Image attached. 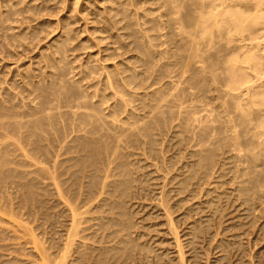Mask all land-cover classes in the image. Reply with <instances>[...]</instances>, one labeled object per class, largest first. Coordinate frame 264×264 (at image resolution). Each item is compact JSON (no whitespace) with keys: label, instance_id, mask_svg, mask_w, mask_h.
Returning a JSON list of instances; mask_svg holds the SVG:
<instances>
[{"label":"bare ground","instance_id":"bare-ground-1","mask_svg":"<svg viewBox=\"0 0 264 264\" xmlns=\"http://www.w3.org/2000/svg\"><path fill=\"white\" fill-rule=\"evenodd\" d=\"M24 1L0 0L1 54L5 58L21 53L26 57L25 51L35 52L38 44L46 41L42 33L47 42L43 43L45 48L41 45L34 56L30 55L29 60L35 62L28 64V58L22 59L26 66H20L25 67L21 71L14 68V60L9 69L16 71L11 76L8 68L0 70L6 75L0 73L4 76L0 77V182L9 179L11 183L16 176L24 178L21 185L28 187L29 196L34 195L31 202L39 192L33 190L35 185L38 189V183L41 194L54 190L56 201L64 204L58 212L61 216L67 213L69 223L65 225V219V224L62 222L64 217L58 219V213L50 216L45 212L46 217L55 216V222H62V233L55 235L60 236L57 243L46 236L43 240L47 235L44 229L48 228L43 222L44 229L38 221L43 235L39 228L36 234L32 232L35 226L31 230L30 225L38 220L37 215L36 220L33 214L31 222L28 217V225L22 221L32 233L34 241L27 243L32 242L37 253L39 250L40 262L25 258L27 250L22 257L30 264H147L145 260L151 263L152 258L169 264L170 259L175 261L173 249V254L168 246V250L160 251L159 239L154 246L156 236L148 240L149 225L145 226L149 234L144 239L148 232L140 231L143 223L136 219L142 210L140 202L151 199V204L156 202L152 206L158 207L155 216L164 219L157 220L167 225L173 236L176 264H210L212 252L205 250V239L212 242L213 251L222 254L216 258L223 264H250L251 256L246 262L239 257L234 258L235 263L226 261V253L229 255V249L236 246L233 235L237 233L230 230L232 240L228 237L226 241V224L223 242L221 229L211 232V227L216 222L213 216L219 213V218L224 217L222 213L226 215L231 206H235L234 211L239 207L242 219L249 221L252 216L259 220L264 211L260 210L258 217L253 215L260 208L256 205H262L256 204L257 200L263 199L264 205V0H93L98 5L88 2L94 6L91 11L88 0H83L86 6L82 8L88 7V11L82 13L80 0ZM64 11L62 16L58 14ZM44 13L50 18L56 13L55 19H47V15L41 19ZM82 19L80 35L83 37L84 31L88 36L84 33L85 38L76 44L79 29L75 23ZM14 23H20V27L28 24L15 31L18 24ZM55 30L58 32L53 35ZM94 47L96 50L91 51ZM79 49L91 52L85 51L81 58L82 52L75 54ZM2 191L11 202H6L9 209L14 210L10 193L3 187ZM213 191L217 194L212 195ZM205 195L212 196L203 201ZM2 197L1 193L0 204L5 206ZM49 200L53 206V198ZM132 200H142L139 207L132 202L138 211L133 209ZM43 201L39 200V209ZM4 208L0 214L6 217L9 210L4 215ZM224 208L228 212L220 213ZM10 214L9 219L1 215L0 223L7 220L8 227L12 225L13 240L19 235L25 243L31 234L28 238L19 234L17 231H24L26 226L22 230L13 226L22 222L19 224V217ZM240 218L235 224H230L234 219L230 218V228L243 226ZM11 219L13 224H9ZM54 219L50 221L53 227L58 225ZM1 227L2 232L3 224ZM250 227L245 233H250ZM7 229L5 235L10 227ZM25 232L28 234L27 229ZM35 235H39L35 238L38 242L46 240L39 249L35 247ZM240 236V240L246 239ZM49 238L54 239L51 233ZM216 238L220 242H215ZM2 241L1 247L9 239ZM14 242H10L13 247ZM165 242L160 247L164 248ZM15 245L21 249L25 244L16 240ZM7 253L0 256L8 257L9 263L18 255ZM21 261L25 263L23 258Z\"/></svg>","mask_w":264,"mask_h":264},{"label":"rangeland","instance_id":"rangeland-1","mask_svg":"<svg viewBox=\"0 0 264 264\" xmlns=\"http://www.w3.org/2000/svg\"><path fill=\"white\" fill-rule=\"evenodd\" d=\"M1 1H3V0H1ZM28 1H29V0L24 1L23 3H27ZM82 1H83V0H80V4H79V7L81 6V8H80L81 13L84 12V10L86 11V9H87L89 6H90V7H89V8H90V11H91L92 9H94V6H95V3H96V2L93 3V0H88V1L86 0L87 3L89 2V3H91V5H94V6H91L89 3H88V4L86 3V5H87L88 7H87V8H82V7H85V6H86V5H85V2H82ZM84 1H85V0H84ZM91 1H92V2H91ZM53 3H54V1H53ZM3 4H4V3H3ZM50 4H52V2H50ZM83 4H84L85 6H83ZM0 5L2 6L1 2H0ZM21 5H23V4L21 3ZM96 5H98V3H96ZM87 11H88V9H87ZM87 11H86V12H87ZM86 12L83 13V14H84V15H83L84 18H85ZM64 13H65V11H64V12H60V13H58V14H59L60 16H62ZM44 14H45V17H44V15H43V17H41V19H42V18H47V17H48L47 19H52V20H53V18L55 19L54 14H56V13H54V14L52 15L53 18H52V17L50 18V16L47 15L46 13H44ZM61 14H62V15H61ZM46 15H47V17H46ZM86 18H88V16H86ZM41 19H40V20H41ZM37 21H39V19H38ZM79 21H81V20H79ZM79 21H78V25H80V26H78L77 23H75V28H78V29H79V30H78V31H79L78 33H79V34L77 33V38H76V41H74V43H76V42L79 43L82 39H84V38H85V37H84L85 34H86V36H88V35H87L88 33H87V32L85 33V32L83 31V37H81L80 32L84 29L83 26H84V21H85V20L83 21V19H82L81 24H79V23H80ZM33 22H34V21H33ZM33 22H32L31 24H35V23H36V21H35V23H33ZM14 24H15V23H14ZM14 24H13V26H16V24H18V25H17V28L15 29V31H17V30L19 29V27H20V26H19L20 23H16L15 25H14ZM25 24H26V25H25ZM25 24H24L23 26H22V24H21L20 29H22V27H23V28L26 27L28 23H25ZM89 24L92 25L91 23H89ZM82 25H83V26H82ZM77 26H78V27H77ZM81 26H82V29H81ZM88 26H89V25H88ZM80 30H81V31H80ZM57 32H58V31L55 30V31H54V34H53V33H52V34L55 35ZM84 33H85V34H84ZM52 34H51V35H52ZM81 34H82V32H81ZM51 35H50V37H51ZM53 35H52V36H53ZM78 35H80V37H81V39H80V37H79V41H78ZM40 36H41L44 40H46V41H43V40H42V41H43V42H42L41 40H38V38H37L36 40H37L38 43L41 41V44L39 43V44H38L39 46H38V45H37V46H38L39 48H41V45H42V49H43V48H45L44 46H45V44H46V42H47V38H46V39L44 38V33H42ZM40 36H39V38H41ZM86 38H87V37H86ZM36 40L34 41V45H30L31 47L35 46V42H36ZM37 42H36V43H37ZM43 43H45V44H43ZM76 44H77V43H76ZM43 45H44V46H43ZM38 47H37V49H38ZM37 49L35 48V50H36L35 52H30V50H29V51H25V53L27 54V55L25 54L26 57L21 53L23 57H22L21 54H20V55H17L16 58L19 56L20 58L18 57V59H19L20 61H21L23 58H28V59H26V60L24 59V60L26 61V63L29 64L31 60H32V63H33V62H35L36 59H31V60H29V59H30V55H31V56H34V55L38 52ZM94 49L96 50V47H94L93 50H91V51H95ZM85 51L91 52V51H89L88 49L85 50ZM85 51L83 50V52H82V50L79 49L78 51H77V50L75 51V54H76V53L78 54V53H81V52H82V56H81V58H82L83 55H84L83 53H85ZM29 53H30V54H29ZM0 54H1V50H0ZM2 54H3V53H2ZM2 54H1V56L4 57V54H3V55H2ZM32 54H33V55H32ZM71 54H72V53H71ZM77 54H76V55H77ZM1 56H0V57H1ZM85 56H86V55H85ZM21 57H22V58H21ZM72 57H73V54L71 55L70 58H72ZM4 58H5V57H4ZM9 58H10L11 63L8 62V61H9ZM16 58H15V56H14V57H7V56H6V58H5V61H6V62H5V61L2 62L4 59H2V57H1L0 60H1V62L3 63V65H2V63L0 62V64H1V65H0V70L3 68V66H4V68H3V70H2L3 72H5L4 69H6V68L9 69V68L11 67V69H12L13 66H11V65H12V61H13V60H14L13 63H15V64H13V65H16V64H17V65H16L17 67L14 66V68H15L16 70H17L18 67L20 68V69H19L20 71L22 70V68H25L24 66H23V67H20V66H22V65H25V66H26V63L23 62V60H22V61L20 62V64H21V65H20V64H18V63H19V62H18L19 60L16 59ZM11 59H12V60H11ZM17 60H18V61H17ZM33 60H34V61H33ZM77 61H78V59H77ZM16 62H18V63H16ZM5 63H7V64H5ZM24 63H25V64H24ZM32 63H31V64H32ZM76 63H77V64H76ZM78 63H79V62H75V65H78ZM28 64H27V65H28ZM34 65H35V64H34ZM34 65H33V66H34ZM5 66H6V67H5ZM7 66H9V67H7ZM35 66H36V65H35ZM8 69H6V72H7V71H11V73L9 74L10 76H11L12 72L15 73V71H16L15 69H13V70H15V71H13V70H11V69L8 70ZM3 72L0 71V73H3ZM3 75H5V73H3ZM5 76H6V75H5ZM0 77H3V78H4V76H2V74L0 75ZM8 77H9V76H8ZM5 168H6V166H5ZM26 168H27V167H25V169H26ZM29 168H31V167H29ZM32 169H33V168H32ZM32 169H28V170H32ZM35 175H36V174H35ZM13 178H14V179H11V183H9L10 181L8 182L9 179L7 180V182L1 181V182H0V185H2V186H0V189L2 190V187H3L4 191H5L6 193H8V195H9V193H10V195H11L10 197L12 198V201H13L14 203H16V204L12 203V206H13V207L16 206V208L14 207L15 209H17L16 212H17L18 210H19V211L16 213V212H15V209L13 210L12 207H11L12 210L9 209V205H10L11 202H10V200H9L10 203L7 202L8 200H7L6 196L4 195V192H3V191L1 192V190H0V192L3 194V197H2V198H3V201H5V202H4V203H5V206H4V205L2 206V205L0 204V210H3V208L5 207V208H4V215H5V211L7 212V209H8V210H9V213L7 212L8 215H9L10 213H12V214H10V217L13 216L14 214L16 215L17 218H18V217H19V218L21 217L20 219L18 218V223H19V224H20V222L24 221V222H25L24 224H27V225H28V221H29L28 217L30 218V222H31V219H33V214H34V217H35V215H37L38 220H37V218L35 217L36 220H37V221H36L37 223L35 222V223L33 224V223L31 222V225H30V228L32 227V225H34V226L36 227V228L34 227V229H33V227L31 228V230H32V229L34 230V231H32V232H35V230L37 231V229L40 227L39 223L41 224V222H43V223H44L43 225H44V226L46 225L49 229H48V228H45V229H44V228H43V225L41 224V226H42V228L44 229V231L47 230V233H45V234H47V235H44V238H43V237H41V236L43 235V230H42V228H39L40 230H42V231H41L42 235H41V233H39L40 231L38 232V234H40V238H41V240H42V238H43V240H44V239H45V236H46V238H48V239H47L48 241H49V240H50V241H53V242H54V240L56 241L58 238H60V236H59L60 233H58V232H61V231H62V227H60V226H61V223L64 222V219H65V221H67L66 224H65V222H64L65 225H68L67 223H69V221H68L69 218H67L68 220L66 219V217H67L66 214H67V213H66V214L64 213L65 215H63V216L60 215V213H61V210H60V209H63V208H64V204H62V206H61L60 203H62V202H60L59 199H58L59 201H56V198H58V196H55L56 194L53 196V194H54V193H53L54 190L52 191V193L49 192L48 195H47V194H46V195L41 194L43 190H41V189L39 188V187H41V186H40L41 183H38L39 185H38V184H37V185H38V189H39V190L37 189L36 185L33 187V190L35 191V189H36V191H35L36 193H37L38 191H39L38 193H40V192H41V193H40L39 196H38V193H37V194H36L37 196L35 195L36 198H35L34 200H32V202L34 201V204H33V209H34V210H32V202H31V200H30V199H31L30 197H31V196L33 197L34 195L29 196L30 194H27V192H26V190L28 191V187L21 185V184H23L22 181H23L24 178H22V177L20 178V176H16V179H15V177H13ZM17 179L20 180V181L18 182ZM12 180L15 181V182H13ZM5 181H6V180H5ZM3 182H4V184H3ZM8 184H9V186H8ZM12 184H13V187H12ZM14 184H15V186H14ZM16 184H17V185H16ZM10 185H11V186H10ZM20 185H21V187L23 186L22 189H20V187H19ZM5 186L8 188V191H6V187H5ZM16 186H18L19 188L16 187ZM210 186H211V188L213 187V185H210ZM226 186H228V188H230L229 185H226ZM226 186H225V187H226ZM11 187H12V190H11ZM13 188H14V189H13ZM17 188L20 190V193H21V194H19V190H17ZM34 188H35V189H34ZM50 188H51V187H50ZM208 188H210V187H208ZM9 189H10L11 192H9ZM205 189H207L206 186H205ZM220 189L222 190V188H220ZM21 190H22V191H21ZM16 191H17V194L15 193ZM213 192H214V193H213ZM213 192H212L211 194H212V195H215V194H217L218 192H220V190L218 189V190H217V193H215V191H213ZM1 193H0V195H1ZM24 193H26V195H25ZM44 193H45V191H44ZM47 193H48V192H47ZM8 195H7V196H8ZM12 195L15 196V197L17 198V199H16V198L14 197V198H15V201H14V198L12 197ZM16 195H17V196H16ZM19 195H20V196H19ZM212 195H211V196H212ZM23 196H24V197H23ZM27 196H28V197H27ZM211 196L208 195L209 198H207L206 195H205V196L203 197L202 200H203V201H205V199L208 200V199L211 198ZM8 197H9V196H8ZM20 197H21V200H20ZM38 197H39V199H38ZM45 197L48 198V200L53 198V206H54V208H55V206H56L55 211H54V208H52L53 206H51V205H52V201L49 200V203H48V200H47ZM55 197H56V198H55ZM11 198H10V199H11ZM23 198L26 199V200L22 201ZM33 198H34V197H33ZM43 198L46 199V200L44 199L45 202L43 201ZM54 198H55V200H54ZM263 198H264V197H263ZM28 199H29V203L27 202ZM40 199H41V201H43L42 204L40 203V209H41V207H43L44 211H43L42 209H41V211H40V209H39V200H40ZM19 200H20V202H19ZM37 200H38V201H37ZM145 200H146V201H145ZM0 201H2V199H0ZM17 201H18V202H17ZM21 201H22L23 203H22ZM50 201H51V203H50ZM55 201H56V202H55ZM133 201H134V200L131 201V204H132ZM139 201H142V200H138V202H137V201H134L133 204L136 203V204H137V207H139V205L142 204V205H140V209L142 208V210H139L140 212L137 210L138 208L135 207L136 205H133V204H132V205L134 206L133 209L135 208V211L137 210V211H138L137 213H140V214H136V216H138V217H136V219H137L140 223H143L142 225H143L144 228H145V230L143 231V229L141 230V228H143V226L140 227V228H139L140 231H141V232H145V233H146V231L148 232V233H146V238H145V236H144V239H147V236H148V234H149V229L146 230L147 227H145V226H148V225H149V227H150V233H151V234L148 236V240H149L152 236H153V237H154V236L157 237L156 234H158V232L160 231L159 234H160L161 236L158 234L159 237H157V238L154 237L155 239H153V237H152V239H153V243L155 242V244H153V245L157 247V242H158L159 240H160V241H159L160 244H161L162 242L164 243L165 240H166L165 244H163V245H164V248L160 247V246H162V244L160 245V244L158 243L159 249H160V251H161V249H162V251H163V249H164V250H165V249L168 250L169 248H171V249H169V251H171L172 254H173V251L175 252L173 255H171L172 257H173V256L175 257V261H174V259H173V260L170 259L172 262H171L170 260H167V261H168V262L170 261L169 264H171V263H172V264H174V263L176 264V256H177V252L175 251L176 248H175V246H174V244H173V240H172L173 236L171 237V234L168 233V230H167L168 227H167V225L162 224L163 222H161V220L164 221L163 217L161 218V215H160L159 217H158V216H157V217L155 216V213H156V211H157L156 209H158V207L155 208V206H152V204L155 205L156 202L151 204V202H154V200L152 201L151 199H149V200H148V199H143V202H142V203L140 202V204H139ZM262 201H263V199H262ZM262 201L260 202L259 200H257L256 204L259 202V203L262 204V205H260V206H259V204L256 205V208H259V207H260V208H259V211L257 210L256 213L253 214L254 216H257V215L259 216L260 210H262V211L264 210V209H263V208H264V207H263L264 205H263V202H262ZM6 202L9 203V205H8ZM0 203H1V202H0ZM26 203H27V205H29V207L26 205ZM36 203H37V205H36ZM148 203H149V204H148ZM193 203H194V202H193ZM19 204H20V207L18 208V205H19ZM43 204H45V206H44ZM22 205H23V206H22ZM34 205H35V206H34ZM147 205H148V206H147ZM234 205H236V204H234ZM48 206H49L50 208H49ZM257 206H258V207H257ZM261 206H262V208H261ZM25 207H27V209H26ZM37 207H38V208H37ZM46 207H48V210H49V211L47 210ZM57 207H58V209H57ZM59 207H60V209H59ZM62 207H63V208H62ZM143 207H144V208H143ZM151 207H153V208H151ZM224 207L227 208V205H224ZM232 207H233V206L230 207V208H231L230 210H228V208H227V210H228L229 212H228L227 210H225V208H224V211L221 209V212H220V213H222V212H228V213H230V214L226 213V215H225L224 213H222L224 217H222V216H221V217L224 218V219H222L221 217L219 218V216H220L219 213H218L217 216H213V219H214V217H215L214 220L216 221V222H215V221H214V222L217 223V225H216L215 223L212 222L213 225H212V227H211V232H215L216 229H219L218 231L220 232V229H221V233H222V234L219 233V234L221 235V236H220V235H219V236L221 237V238H220V241H223V240H224L223 242H226V241H228V240H232V239H230V237H229V236H231V232H233V233H237V234H238V231H239V235L235 234V235H236V236H235V235L232 234V235L234 236L233 239L235 240V244H234V246L236 245L235 248L238 249V250H237V252H236L235 248H231V250L229 249V252H228V251H227V252L230 253V254L227 255V253H226V259H225V260L227 261V259H228V262H231V263H232V262H234L236 259H238V257H239V259L241 258L244 262L249 261V260L252 259V260L250 261V264H252L254 261H255L254 264H264V250H263V249H264V232H262V231H264V218H263V217H264V211H263V214L260 213V216H261V217H260V216H259V217L257 216V217L259 218V220H257V218H256V220H254V217L252 216V218H251V217H250L251 215H250V216H249V217H250V221H249L248 218H243V219H242V217H244L243 215L241 216V214L243 213V211H242L241 209H239L238 206H237L238 208H237V207H236V208H237V211H238V209H239V212L241 211L240 213H237L236 210H235L236 212L234 211L235 206L233 207V209H232ZM21 208L24 209V212H23V210H22ZM30 208H31V209H30ZM36 209H37V211H36ZM50 209H51V210H50ZM20 210H22V213H23V214H22V213L20 214ZM30 210H32V211H30ZM59 210H60V213L58 212ZM144 210H145V211H144ZM231 210L233 211V213H231V212H232ZM10 211H13V212H10ZM35 211H36V212H35ZM51 211H52L53 213H52ZM254 211H255V210H254ZM262 211H261V212H262ZM2 212H3V211H2ZM26 212H27V214H28L27 217H26V215H27ZM31 212H32V213H31ZM45 212H47L48 215L50 214V216H52V215H56V214L58 213L59 215H58V214L56 215V217L58 216V219H59V216H61L60 219H62V217H64V218H63V221H62L61 223H60V222H58V223L55 222L57 218H56L55 216L52 217V219L55 218V219L53 220L54 223H55V225L58 224L57 226H55V227H57L56 230L54 229L55 227H53V223L51 224L52 219L50 218V216L46 217V216H45ZM148 212H149V213H148ZM152 212H153L152 217H151V216H150V217L147 216V215L152 214ZM207 212H208V213H207ZM207 212H206V214L209 215L210 212H209V211H207ZM257 212H258V214H257ZM55 213H56V214H55ZM234 213H235V214H234ZM38 214H39V215H38ZM236 214H238V215H236ZM1 215H2V216H1ZM8 215L6 216V217H7V218H6V217H3V214H0V216H1L2 218H4V219H9ZM20 215H21V216H20ZM145 215H146V216H145ZM156 215H157V214H156ZM239 215H240V216H239ZM22 216H23V219H24V218H25V219L27 218L28 220H27V219H26L27 221L23 220V219H22ZM226 216H227V217H226ZM262 216H263V217H262ZM42 217H43V218H42ZM144 217H145V218L147 217L148 220H147V218H146V221H145V219H143ZM154 217H156V218H154ZM239 217H241V218H240V221L243 220V221L245 222V223H243V224L246 225V226H244V225L242 224L243 226H240V227H242V228H240V227L237 228L238 231H237V229H232V228H230V225H229L228 221L231 222V219L234 218L233 220H234L235 222H233V220H232L233 223L231 222L230 224L239 223V221H238V218H239ZM13 218H14V217H13ZM35 218H34V221H35ZM40 218H41V219H40ZM149 218H151V219H149ZM157 218H161V220H160V219L157 220ZM225 218H226V219H225ZM230 218H231V219H230ZM235 218H237V220H236ZM261 218H263V219H261ZM0 219H1V218H0ZM4 219H2V222L0 223V227H1L2 224H3V230H2V232H1V230H0V237L3 236V238H0V240H3L2 242H4V240L9 239V242L6 241V243L4 244V245L7 246V247H5L4 245H3V247H1V246H2V245H1V246H0V249H1V251H2L3 249L5 250V252H4V250L2 251V253L4 252L5 255H6V252H8V253H7L8 255H9V252H11V253H12V252H13V253L15 252V254H18L19 256L16 255V256H18V257L14 256V258H13V256H12L13 259H12V261H10V263H9V261H8V257H7L8 255L6 256L7 259H4V258H3V257L5 256L4 253H3V255L0 253V254L3 256V257L0 256L1 258H3V259L0 258V260H2L3 262H5V263H7V264H13V263H14V264H16V263H18V264H28V263H29V261H28L29 259H30V260L33 259V260H32L33 263H38L37 261L40 262V260H38V259H40V258H39V256L37 255V254L39 253V250H38V253L35 251V249L33 250L34 247H33L32 242H30V245L28 244V243H29L28 240L31 241V240L33 239V237H32V233L29 231V227H27V225H23V222L21 223V225H19V226L17 225V226H16L15 224H13V223H14V220L11 219L13 222H12V221H9V222H12V223H9V224H13V226L18 227L20 230H22V229L26 226V227L24 228V231L22 230L24 233H23L22 231H17V232H19V234H20V232H21L22 235H23L25 238H28V237H29L28 235L31 234L30 237L26 240V242H25V240H23V242H25V243H22V238H23V237H22V238L20 237L19 239H20L21 241H19V239H18V236H19V235H16V234H17V232H16L15 235L17 236V239H16V237H15V239H14L15 242H14V247H13L12 243H10L11 241H12V242L14 241L13 238H12V237L14 236V235L12 236V234H14V233L12 232L13 229L11 230L12 225H11V226L9 225L10 230H11V233H9V232H10V230H9V231H8V234H10V236H9V238H8V234L5 235V233H3V231H5L4 229H5L6 226H7V228L9 229V227H8V222H7V220H6V222H7V224H6V222H5ZM46 219H47V220H46ZM50 219H51V220H50ZM58 219H57V220H58ZM155 219H156V220H155ZM216 219H219V220H216ZM227 219H228V220H227ZM229 219H230V220H229ZM246 219H247V220H246ZM251 219L253 220V221H252L253 226H252V224L250 223V222H251ZM42 220H43V221H42ZM221 220H224V221L222 222V225H221V222H220ZM3 221L5 222V224H4ZM15 221H16V219H15ZM38 221H39V223H38ZM47 221H48V222H47ZM50 221H51V222H50ZM60 221H61V220H60ZM156 221H157V222H156ZM158 221H159V222H158ZM225 221H226V223L224 224ZM255 221H256V222H255ZM257 221H258V223H257ZM30 222H29V224H30ZM147 222H148V224H147ZM253 222H254V223H253ZM47 223H48L49 225H48ZM150 223H151V224H150ZM155 223H157L158 225L155 226V225H156ZM159 223H160V224H159ZM248 223H249L250 225H249ZM261 223H262V224H261ZM16 224H17V223H16ZM64 224H62V225H64ZM218 224L221 226V228H219L220 226H219ZM226 224H227V225H226ZM247 224H248V227H247ZM254 224H257V226H256V225L254 226ZM4 225H5V227H4ZM37 225H39V226L37 227ZM50 225H51V228H50ZM65 225H64L63 229L66 228ZM150 225L152 226V228H151ZM225 225H226V226H225ZM228 225H229V228H230V229L227 228ZM260 225H261V226H260ZM262 225H263V226H262ZM21 226H23V227H21ZM218 226H219V227H218ZM224 226H225V227H224ZM250 226H251V227H250ZM259 226H260V228H262L263 230L260 229ZM52 227H53V228H52ZM59 227H60V231H58V230H59ZM182 227H183V226H182ZM213 227H214V228H213ZM223 227L225 228L224 231H225L226 229H228V232L225 231V234H226V232L228 233L227 236L224 235L225 238H226V241H225V238H224V236H223V231H222V230H223ZM249 227H250V230H249L250 233H248V232L245 233V228H246V231H247V229H248ZM255 227H257V228H255ZM1 228H2V227H1ZM1 228H0V229H1ZM18 228H16V230H18ZM154 228H155V229H154ZM8 229H7V230H8ZM25 229H27L28 234L25 232ZM52 229H53V231H54V234H52ZM57 229H58V230H57ZM162 229H163V230H162ZM164 229H165V230H164ZM243 229H244V230H243ZM254 229H256V230L253 231ZM259 229H260V230H259ZM7 230H6V231H7ZM50 230H51V231H50ZM153 230H155V231H153ZM230 230H235V231H231V232H230ZM241 230H242V231H241ZM251 230H252V231H251ZM14 231H15V229H14ZM49 231H50L51 235H53V238H54L53 240H52V238H51V239L49 238V234H50ZM156 231H157V232H156ZM162 231H164V232H162ZM55 232H56V234H55ZM155 232H156V233H155ZM161 232H162V233H161ZM242 232H243L244 234H243ZM255 232H256L257 234H256ZM29 233H30V234H29ZM61 233H62V232H61ZM163 233H165V234H163ZM241 233H242V235L240 236ZM33 234H34V233H33ZM35 234H36V232H35ZM57 234H59L58 237L55 236V235H57ZM168 234H169L170 236H168ZM229 234H230V235H229ZM245 234H246V235H245ZM258 234L261 235V236L259 237ZM254 235H255V236H254ZM4 236H5V237H4ZM6 236H7V237H6ZM11 236H12V237H11ZM38 236H39V235H35L34 239H35V238H38ZM217 236H218V235H217ZM219 236H218V239H219ZM238 236H240V238H241V237L246 238V239H242V240L245 242V244L242 242V240H240V239L238 238ZM56 237H57V239H56ZM167 237H168V238H167ZM228 237H229V239H228ZM231 237H232V236H231ZM235 237H236V238H235ZM249 237H250V238H249ZM162 238H164V241H163ZM247 238H248L249 240H248ZM38 239H39V238H38ZM152 239H151V242H152ZM158 239H159V240H158ZM218 239L216 238L215 242H216V241H219ZM227 239H228V240H227ZM237 239H239V240L241 241V242H240V241L238 240L240 243L244 244L245 251H244V248H243V245H242V244H241V246L239 247L240 243H239V245L237 244L238 242L236 243ZM256 239H258V240H256ZM16 240H17V244H18V242H19L20 245H21V244H22V245L25 244V245H23V246L21 247V249H20V246L18 245L19 248L15 249V247L17 246V245H15V244H16ZM41 240H40V242H38V240L35 239V241H37V243H38V244H37V243L35 242V243H36L35 247H37L38 249L41 247V246H39V244H40V243H43V244H44V242L46 241V240H45L44 242H42ZM142 240H143V238H142ZM154 240H155V241H154ZM247 240H248V241H247ZM253 240H254V241H253ZM261 240H263L262 243H261ZM32 241H34V240H32ZM149 241H150V240H149ZM161 241H162V242H161ZM220 241H219V242H220ZM2 242H1V243H2ZM27 242H28V243H27ZM59 242H60V239H59V241L57 240V243H59ZM167 242H169V244H168ZM207 242H209L210 245L207 244ZM210 242H211V241H208V240L205 239V241H204L205 246H204V243H203L204 248L207 247L205 250L208 249L207 251H210L209 249H211V252H212V253L210 254L212 258H210V256H209V258H210V262H209V263L212 264V262H213V264H220V263L223 264L221 261H218L217 258H216L217 256L220 257L222 254H220V253L218 254V253L216 252V250L213 251L212 248H211V247H212L211 245H213V244H212V242H211V243H210ZM213 242H214V241H213ZM215 242H214V243H215ZM26 243H27V244H26ZM35 243H34V244H35ZM260 243H261V244H260ZM2 244H3V243H2ZM31 244H32V245H31ZM48 244H49V242H47V244H45V245H48ZM247 244H248V245H247ZM256 244H257V245H256ZM26 245H27L28 247H27ZM170 245H171V247H170ZM206 245H207V246H206ZM18 246H17V247H18ZM25 246H26V247H25ZM31 246H32V247H31ZM165 246H166V247L168 246L169 248L167 249ZM249 246H250V247H249ZM4 247L7 248L8 250H9V248H10L11 250H14V251H11V250L8 251V250H6ZM8 247H9V248H8ZM172 247H173V248H172ZM238 247H239V248H238ZM241 247H242V248H241ZM246 247L249 248V251H248V248H247V250H246ZM2 248H3V249H2ZM28 248H29V249H28ZM18 249H19V251H18ZM22 249H23V252H22ZM31 249H32V250H31ZM172 249H173V251H172ZM232 249H233V250H232ZM239 249H240V251H239ZM242 249H243V250H242ZM253 249H254V250H253ZM24 250H25V251H24ZM26 250H27L30 254H29V253H25ZM241 250H242V251H241ZM1 251H0V252H1ZM20 251L22 252V254L25 253V255H26L25 258H28V260H26L24 257H22V256H24V254L21 255V254H20V253H21ZM31 251H32V252H31ZM234 251H235V252H234ZM257 251H258V252H257ZM259 251H260V253H259ZM33 252H34V253H33ZM35 252H36V254H35ZM214 252L216 253L215 255H214ZM233 252H234L235 254H234ZM239 252H242V253H241L242 255H241ZM243 252H244V253H243ZM250 252H253V253H250ZM13 253H12L11 255H13ZM32 253H33V255H32ZM245 253H246V254H245ZM247 253H248V255H247ZM254 253H255L258 257H257ZM34 254L37 256L36 259H34V258H35V255H34ZM239 254H240V255H239ZM253 254H254V255H253ZM20 255H21V258H20ZM27 255H29V256L27 257ZM213 255H214L215 257H214ZM238 255H239V256H238ZM232 256H233V257H232ZM243 256H245L246 258H245V257L242 258ZM250 256H251V259H250ZM6 257H5V258H6ZM31 257H32V259H31ZM260 257H261V259L259 260ZM15 258H16L17 260L20 259L19 262H23V261H21L22 258H23L25 263H19ZM230 258H231V259H230ZM234 258H236V259L234 260ZM248 258H249V260H247ZM14 259H15V262H13ZM152 259H153V261H155V263H156V261H157L156 264H161V263H162L161 261H163V260L158 261V260H156V259L154 260V258H152ZM152 259H149V260H151V263H148V262H147L148 260H145V263H147V264H154V263L152 262ZM166 259H168V257H166ZM177 259H178V258H177ZM232 259H233V261H232ZM245 259H246V260H245ZM253 259H254V260H253ZM9 260H11V259H9ZM34 260H36V262H34ZM215 260H217V261H215ZM256 260H257V261H256ZM258 260H259V261H258ZM2 261H0V262H1L2 264H4ZM6 261H7V262H6ZM32 261H31V263H32ZM173 261H174V262H173ZM201 261H203L202 263H204L205 260L202 259ZM11 262H12V263H11ZM27 262H28V263H27ZM143 262H144V260H143ZM158 262H159V263H158ZM223 262H225V261H223ZM258 262H259V263H258ZM1 263H0V264H1ZM33 263H32V264H33ZM140 263H142V262H140ZM140 263L138 262V264H140ZM188 263H189V262H188ZM188 263H187V264H188ZM234 263H235V262H234ZM29 264H30V263H29ZM39 264H40V263H39ZM163 264H164V263H163ZM165 264H166V263H165ZM189 264H190V263H189ZM245 264H249V262H246Z\"/></svg>","mask_w":264,"mask_h":264}]
</instances>
